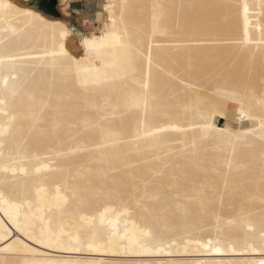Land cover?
Listing matches in <instances>:
<instances>
[{
    "label": "bare ground",
    "instance_id": "6f19581e",
    "mask_svg": "<svg viewBox=\"0 0 264 264\" xmlns=\"http://www.w3.org/2000/svg\"><path fill=\"white\" fill-rule=\"evenodd\" d=\"M63 1L67 7L69 1ZM6 2L64 23L72 33L63 41L65 48L82 64L77 75L74 66L52 55L59 52V43L51 32L30 26L24 17L0 22V55L23 57L13 75L18 123L24 128L0 148V163L16 156L28 173L18 171L13 178L11 172H0V181L7 176L20 199L25 194L35 199L37 186L51 194L57 183L75 190L76 197L51 225L47 213L35 208L32 213L45 217L43 223L35 220L37 234L55 229L59 236L62 223L71 233L61 237L65 246L82 250L45 248L12 229L10 240L18 237L36 251L20 246L0 253V261L249 264L264 259L260 251L250 250L258 249L264 236L261 155L218 131L258 128V122L240 120V105L224 100L222 93L246 86V105L254 103L251 95H264V0H103L98 24L89 20L84 30L47 14L32 0ZM112 19L127 45L119 54L132 58L134 70L127 74L120 67L97 73L95 63L85 58L80 38L103 34ZM5 27L15 32L5 35ZM211 103L224 108L227 118L217 115L205 128L202 115ZM123 203L132 212L128 229L135 222L169 238L163 251H145L127 240L109 243L108 220L118 217L109 213L101 224L99 212L105 206L123 212ZM25 214L21 210V219ZM0 219L7 218L0 213ZM119 220L123 236L125 218Z\"/></svg>",
    "mask_w": 264,
    "mask_h": 264
},
{
    "label": "snow or ice",
    "instance_id": "6c2138e0",
    "mask_svg": "<svg viewBox=\"0 0 264 264\" xmlns=\"http://www.w3.org/2000/svg\"><path fill=\"white\" fill-rule=\"evenodd\" d=\"M108 9L115 8V5H108ZM244 12L247 14L248 6H244ZM22 16L29 21L30 26L40 27L42 30L51 32L53 38L59 43V52L52 53L53 56L61 57L68 65L69 68L72 66L76 69V74H79V70L82 61L69 54L65 48L64 39L71 35V30L60 21H49L46 18L31 12L21 11L12 2H6V0H0V22L7 23L9 17ZM111 18V15H110ZM121 23H123V15L121 14ZM5 35L9 31L15 32V28L3 29ZM81 42L85 51V58L88 62H94L97 73L104 71L108 68L120 67L125 74L129 70H134L132 65V58L130 55L121 56L119 50L125 49L127 45L124 43L122 36L120 35L117 21L112 19L111 28L101 35H92L91 37H81ZM104 52L107 55L112 56V60L109 61L106 56L101 53ZM23 57H19L12 54L0 55V148H3L5 143L15 137L22 135L24 128L18 123L22 119L16 108V97L19 94V90L16 86L17 76L13 75L16 71L17 62L22 60ZM224 100H233L240 105L239 108V119L249 120L254 123L258 122V128L250 127L244 132L231 133L227 128L218 130L221 135L227 134L228 136H235L237 142H242L251 149H258L261 155V162L264 164V95H261L259 99H256L254 95H251V99L254 101L245 103L246 99L249 98L250 93L246 86H242L237 91H225L222 93ZM217 115H225L227 113L224 108L220 107L215 103H211L207 109L206 114L202 115L203 126L205 128H211V121ZM216 131L215 129H213ZM163 131V129H158ZM152 135V133H148ZM195 146V145H193ZM4 153L0 151V157H3ZM18 156V154H17ZM38 159V158H37ZM44 165V168H47ZM24 173L27 175V169L21 166V162L16 156L9 155L5 158L3 163H0V172L5 174L11 172L12 177L15 178L17 172ZM37 173L42 171V168L37 167L35 169ZM53 171V169H49ZM262 177H264V168L261 169ZM76 192L73 189L65 188L59 183L56 184L55 193L51 194L49 189L37 186L35 189V199L32 198L31 194H25L23 199H20L15 191L10 187V180L5 177L3 181H0V213L7 219H0V253L14 252L18 247L22 246L28 251H36L35 248L29 246L24 240L20 238L9 239L13 233L12 229H15L17 233H21L27 240L32 241L35 244L43 245L45 248L63 247L65 251H81L82 249L72 245L71 247L65 246L64 240L61 237H71V233H65L63 224L59 227L60 235H55V229L46 233L41 229L40 233H36L35 220L40 219L43 223L45 217L37 216L36 213H32V209L35 208L36 212L47 213L49 224L52 223V218L57 214L61 216L66 210L71 199L76 197ZM117 196L121 197L123 201V193L117 192ZM223 201V196L221 197ZM139 206V200L136 201ZM124 211L118 212L115 208L104 207L102 212H99L100 223L104 224L106 216L111 213L118 217L117 220H108V224L112 228V232L109 238V243H113L115 240L124 241L127 240L129 244L140 245L145 251H151L153 249L158 251L164 250V245L168 241V237L164 234H159L146 229L145 226L132 223L131 229H128V221L132 217V212L128 208L127 203H123ZM21 210H25L26 214L21 219ZM99 211V209H97ZM27 213H32L29 216ZM119 217H124L125 228L123 229L124 235L121 236L120 229L118 227L120 220ZM82 220H88V217L82 216ZM94 219V217H93ZM252 231L255 228L249 224ZM261 233H264V225L260 228ZM79 243V240H77ZM212 245V241L208 242ZM217 244L220 242L217 241ZM169 248L171 244L168 245ZM203 246V245H202ZM91 247V245H89ZM251 251H260L264 254V236H262V242L260 247L251 248ZM216 252H220V247H215ZM0 264H6L4 261H0ZM50 264H57L52 261ZM64 264H71V262L65 261ZM249 264H264V259L258 261H250Z\"/></svg>",
    "mask_w": 264,
    "mask_h": 264
},
{
    "label": "crops",
    "instance_id": "0c3cea01",
    "mask_svg": "<svg viewBox=\"0 0 264 264\" xmlns=\"http://www.w3.org/2000/svg\"><path fill=\"white\" fill-rule=\"evenodd\" d=\"M69 4L64 12L66 16L75 17L77 23L85 28L88 25L89 20H93V23H97L98 16L101 11V3L103 0H68ZM59 5H65L63 0H58ZM66 6V5H65ZM64 9V6L62 7ZM68 19V18H67ZM223 123L225 119L219 118Z\"/></svg>",
    "mask_w": 264,
    "mask_h": 264
},
{
    "label": "rangeland",
    "instance_id": "374dc122",
    "mask_svg": "<svg viewBox=\"0 0 264 264\" xmlns=\"http://www.w3.org/2000/svg\"><path fill=\"white\" fill-rule=\"evenodd\" d=\"M50 0H32V5L33 4H37V5H40V7L42 8V9H44L45 10V12L47 13V14H49V15H51V16H55V17H60V18H68V20L70 21V23L73 25V26H79L80 28H82L83 30H84V28L81 26V25H79L78 23H77V19L75 18V17H70V16H66V14L64 13L65 11H66V6L65 5H59L58 4V0H57V2H56V4L55 5H53L51 8H46V6H44V4H46V3H48ZM64 6V9H62V7ZM100 15L98 16V20H100L101 19V11H100V13H99ZM99 22V21H98ZM98 22L97 23H93V25H95V24H98ZM220 121V122H219ZM217 122H219V123H223L221 120H218ZM233 126H237V124L236 123H233Z\"/></svg>",
    "mask_w": 264,
    "mask_h": 264
},
{
    "label": "water",
    "instance_id": "95a60500",
    "mask_svg": "<svg viewBox=\"0 0 264 264\" xmlns=\"http://www.w3.org/2000/svg\"><path fill=\"white\" fill-rule=\"evenodd\" d=\"M57 2V0H50L48 3L44 4V6H46V8H51L53 5H55Z\"/></svg>",
    "mask_w": 264,
    "mask_h": 264
}]
</instances>
